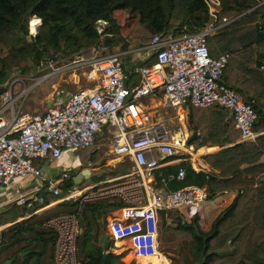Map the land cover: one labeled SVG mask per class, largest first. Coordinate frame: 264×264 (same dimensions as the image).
<instances>
[{
	"label": "trees",
	"instance_id": "obj_1",
	"mask_svg": "<svg viewBox=\"0 0 264 264\" xmlns=\"http://www.w3.org/2000/svg\"><path fill=\"white\" fill-rule=\"evenodd\" d=\"M219 2L217 23L223 18L231 22L209 35L206 47L213 59L228 55L219 83L238 92L252 108L256 114L253 131L260 135L252 142L237 143L239 133L227 110L219 106L187 107L188 129L199 133L194 140L196 148L219 146L221 150L202 157L214 171L206 187L189 164L186 179H194L205 188L207 201L225 191L233 190L237 195L208 232L201 231L198 217L188 224L182 222L178 210L160 212L159 217L164 228H169L170 220L177 229L190 233L192 249L203 255L200 264H264V31L259 25L263 16L258 9L251 10L256 0ZM119 11H127L134 19L129 39L120 34V26L113 17ZM31 20H40L34 36L28 34ZM100 22L106 25L101 32L97 29ZM210 22L204 0H0V95L6 92L5 85L14 71L28 75L49 61L71 62L90 49L101 50L99 56L137 51L148 47L154 35L166 39L195 34ZM154 62L152 53L147 62L131 67L126 74V87L137 86L139 69ZM246 98H251L252 103ZM226 134L229 147L221 144ZM90 159L96 164L101 156ZM43 162L36 160L34 165ZM117 173L113 171L93 180L100 182L106 176L116 177ZM59 188V197L42 189L37 194L43 199L42 204L28 207L13 202L0 214V226L10 224L0 232V264L7 260H12V264H45V257L52 258L54 234L44 223L78 209L76 202L68 201L43 210L64 198L74 184L67 180ZM124 206L117 200L83 205L77 242L82 264H101L104 253L105 264H126L123 254L115 255L98 245L107 231V213ZM26 252L29 253L23 255Z\"/></svg>",
	"mask_w": 264,
	"mask_h": 264
},
{
	"label": "built area",
	"instance_id": "obj_2",
	"mask_svg": "<svg viewBox=\"0 0 264 264\" xmlns=\"http://www.w3.org/2000/svg\"><path fill=\"white\" fill-rule=\"evenodd\" d=\"M204 3L211 22L203 30L176 38L163 39L160 34L154 35L148 47L137 50H150L155 55L154 63L139 69L137 86L128 88L125 85L127 75L123 72L121 57L129 52L88 59L77 57L64 70L93 68L98 80L94 89L76 92L66 101L58 98L44 114L12 116L7 122L0 118V188L22 192L19 179L31 178L38 182L33 190L16 196L13 201L19 205L42 204L43 199L37 196L42 189L59 197L62 193L59 185L70 180L68 173L61 174L59 180L48 178L42 166L36 167L34 161L55 160L64 152H89L96 137L109 125L114 130L113 152L128 156L132 162V171L127 175L82 189L77 188L79 185L66 190L65 197L57 203L76 202L78 209L44 223L54 234L51 264H82L77 242L79 214L85 204L108 200L124 204L119 216L108 221L109 239L127 245L126 252H130L134 260L155 258L165 262L167 259L159 250V213L198 209L207 202L205 188L198 185L165 193L154 189L156 181L163 187L169 182H183L186 178L184 164L196 168L191 159L185 158L191 156L192 149L187 145L188 135H170L162 122L150 120L138 105L141 99L160 93L174 110L219 106L229 112L240 142H252L258 137L253 131L255 112L238 92L219 83L228 55L213 59L206 47V38L231 20L223 18L217 23L219 0H204ZM254 9L264 14V1H257L251 8ZM100 23L105 25V22ZM261 69L264 71V67ZM19 80L22 79L9 85V93ZM13 107L12 101L7 108ZM153 153L166 164H178L175 173H157L160 161L150 157ZM89 176L90 172L87 176L75 175L82 181Z\"/></svg>",
	"mask_w": 264,
	"mask_h": 264
},
{
	"label": "rangeland",
	"instance_id": "obj_3",
	"mask_svg": "<svg viewBox=\"0 0 264 264\" xmlns=\"http://www.w3.org/2000/svg\"><path fill=\"white\" fill-rule=\"evenodd\" d=\"M113 17L116 19L117 24L120 26V34L124 38L129 39L128 37L131 31L132 24L134 23V19L130 18V15L127 11L116 12L114 13ZM31 21L29 22L28 34L30 36H34L38 32L40 20L37 21L36 24L33 26L34 31L32 29ZM105 26L106 25H102L101 23H99L97 29L99 31H102ZM100 51L101 50L90 49L82 53L83 55L81 57L88 59L94 56H99ZM135 53L140 54L138 51H130L129 54L123 55L121 57L122 63L125 60L132 58L131 56ZM71 62H65L60 60L49 61L44 66L28 75H22L17 71H14L11 80L7 83V85H5L6 93H8V96L6 95V93L0 95V118H4L5 122H7V120L10 119L12 116L22 117L25 115L31 116L37 114H44L51 107H49L48 105H54L58 98H64L68 93L73 94L79 91L94 89L98 84V80L93 68L83 67L64 70V68ZM45 75L49 76L47 78H43ZM75 75L78 76L79 80L78 88L72 85L73 77ZM18 78L22 80H19V83L14 84L11 93H9V85ZM23 90L25 91L23 92ZM12 101L14 102V107L7 108V106L11 104ZM139 103L145 107L147 114L154 117V122L161 121L167 127V130L169 131L170 135H178V133L183 130L182 123L186 125V115L181 114V112H177L176 110L166 106L163 100L153 102L150 99L146 98L143 99L142 102L140 101ZM185 127L188 129L187 125ZM113 132V128L109 125L103 129L102 137H100V134L96 137L97 143L93 145L91 155H99L101 156V160L96 164H92V168L94 169L93 178L100 177L102 175H108L111 174L113 171L117 170L113 169V162H111L115 155L113 153L114 147L112 144V140L114 138ZM65 153L68 155V158L69 156L75 157V163L59 165V162L64 161V157L66 155ZM185 158L192 160V155H186ZM88 160L89 158L86 151L77 150L71 152L70 154L69 152H64L62 157L58 158L55 162H53V165L55 167H58V169L53 173L58 176L61 175L63 171H67L69 172L68 174L70 177H75L77 172L87 165ZM193 160H195V167L198 168L200 158H197L193 155ZM118 167L124 169L125 171L129 169L130 172L132 171V168H130L129 163L126 160L116 166V168ZM124 170H120L118 173H124ZM93 178L86 180L81 187L83 188L93 183H98L95 182ZM111 179L115 178L111 176H106V180ZM20 180L22 179H19L18 182H22ZM193 183L199 185L196 180ZM19 194L26 193L24 191L21 192L20 190L19 192H15V190L12 189L9 192H1L0 195L4 196L5 200H10L12 198L14 199ZM13 202L14 201L12 200L8 203L7 206H11ZM61 211L62 210H60V212ZM1 227L5 226H0V228ZM81 228L82 224H80V236ZM1 230L2 229H0V232ZM161 240H168L170 243L168 247L160 248V252L166 257L168 264H191L192 262V264H200L203 261L202 253L196 252L192 249V237L190 233L177 229L175 225H172L169 228H164L163 221L159 217L158 241ZM98 245L103 247L100 242ZM127 247V245H121V243L119 244V242L113 243V248H110L108 252H112L115 255H119L121 252L125 251L124 255H126ZM128 253V258H126L125 261L122 260L126 264H129L131 262H134L136 264H154L149 263V261L145 259L134 260L132 259L130 252ZM78 257L82 258L80 251ZM9 264H12V260H10Z\"/></svg>",
	"mask_w": 264,
	"mask_h": 264
},
{
	"label": "crops",
	"instance_id": "obj_4",
	"mask_svg": "<svg viewBox=\"0 0 264 264\" xmlns=\"http://www.w3.org/2000/svg\"><path fill=\"white\" fill-rule=\"evenodd\" d=\"M257 1H264V0H256ZM259 13L262 14L263 18L262 20L260 21L259 25L260 27L263 29L264 31V14L261 12L260 9H258ZM140 54H133L131 57L132 58H129L128 60H125L123 62V65H122V68H123V72L124 74H127L130 72V68L139 64V63H145L147 62L149 59H150V56L152 54V51L150 50H142V51H138ZM129 57V56H128ZM74 87H77L79 86V80H78V76H74L73 77V84ZM74 94V93H73ZM72 95V93H68L64 98H63V101H66L67 98ZM150 99L151 101L153 102H157L158 100H163L165 105L168 106L166 104V101L165 99L163 98V96L160 94V93H157V94H154V95H150V96H147L143 99ZM143 99H141L140 101L142 102ZM139 101V102H140ZM140 103H138L139 105ZM53 105V104H52ZM52 105H48L49 107L52 106ZM140 107L144 110V112L146 113V109L144 106H142L140 104ZM169 107V106H168ZM177 112H181V114H185L186 115V118L187 116L189 115V112H188V108L187 107H184L182 109H176ZM147 114V113H146ZM149 117H150V120H152L154 122V117H152L151 115L147 114ZM182 116V115H181ZM229 117L230 114H229ZM156 122H161V121H156ZM186 125H187V119H186ZM184 123H182V127H183V130H181L178 135H188V141L190 140V138L192 137L193 133L194 132H191L189 131L185 126H186ZM223 129L224 131H226V123L224 124L223 126ZM235 129V128H234ZM103 131V130H102ZM196 134V133H194ZM199 134V133H198ZM264 134V133H263ZM260 135V134H258ZM199 136V135H198ZM197 136V137H198ZM225 136L228 137V135L226 134ZM224 136V137H225ZM100 137H102V133H100ZM196 138V136H195ZM194 138V140H195ZM194 140L190 143V145H188L189 147H191L192 149H190V152H191V155H192V163L194 164L195 166V160H193V155L196 156L197 158H200V162H199V167L196 168V170H194V168H192L195 172H198L199 170H202L204 172H207L209 173L210 175H212V172H214L212 169H210V167L205 164V162L203 161L202 157L206 156V155H209V154H214V153H217L218 151L221 150V148L219 146H203V147H200V148H196L195 144H194ZM237 143L240 142V140L238 139L236 141ZM97 143V140H95V143ZM194 144V145H193ZM222 144V143H221ZM224 145L225 147H229L231 146L230 142H229V137H228V142L227 144H222ZM114 151V149H113ZM74 152V151H73ZM91 151L89 152H86L87 155H88V163L91 164L90 167H88V163L85 167H83L81 170H79L77 173H82L84 174V172L86 170H88L90 172V176L88 178H86L85 180H83L81 182V186L85 183L86 180L90 179V178H93V168H92V162L90 161L91 159ZM68 153V152H67ZM71 152H69L70 154ZM114 153V152H113ZM66 154V153H65ZM115 154V153H114ZM63 155V153H62ZM61 155V157H62ZM150 157L152 158H155V159H159L158 156L156 154H152ZM70 159V160H69ZM57 159L55 160H49L47 162H43L40 166H42V169H43V173L45 176H47L48 178L50 179H56V180H59L61 175H56L55 173H53L54 171H56L58 169V167H55L53 165V162H55ZM69 160V161H68ZM75 157H72V156H69L68 158V155L66 154L65 157H64V161L63 162H59V165H62V164H70V163H75ZM127 161L129 163V166L130 168H132V162L130 160V158L128 156H125V155H114L113 157V160L111 162H113V169H117L116 171H120V170H124L120 167L116 168L117 165L121 164L123 161ZM160 161V167L158 168L157 170V173H161L163 175H167V174H171V173H175V171L177 170V168L179 167L178 164L176 163H164L163 161ZM57 165V166H59ZM185 167H186V175H187V165L188 164H184ZM191 166V165H190ZM130 170V169H129ZM129 170H124L125 172L124 173H117L116 177H113V178H118V177H121V176H124V175H127L130 173ZM63 173H69L67 171H63L61 174ZM216 173V172H215ZM72 179V182L74 179L76 180H79L77 179L76 177H70ZM70 179V180H71ZM209 179V178H208ZM106 180V179H105ZM103 180V181H105ZM186 180V181H185ZM183 182H169L165 187L161 186L157 181L154 183L153 187L154 189L159 192V193H165L167 191H171V190H176V189H180V188H183V187H186V186H190V185H196L195 183V180L194 179H186ZM22 182H18L19 184V187H21L25 193H28V191H31L33 190L34 188H36L38 186V182L36 180H32L31 178H25V179H22L20 180ZM67 181V180H66ZM102 182V181H100ZM185 182V183H184ZM74 184V183H73ZM93 184H96V183H93ZM91 184V185H93ZM89 185V186H91ZM181 185V186H179ZM79 186L80 188L78 189H82V187ZM89 186H86V187H89ZM75 187V185H74ZM84 188V187H83ZM28 189V190H27ZM27 190V191H26ZM1 192H9L7 189H1L0 188V194ZM237 195V192L236 191H225V192H222L220 194H218L215 198H213L212 200H208L207 202H205L200 208L198 209H193V208H187V209H182V210H178L177 213L181 219L182 222L184 223H190L193 218L195 217H198V225L201 229L202 232H208L211 228V225L212 223L214 222V220L217 218V216L224 210L226 209L231 203L232 201L235 199ZM1 196V195H0ZM16 198V197H15ZM15 198L13 199H10V200H5L4 199V196H1L0 198V214L3 213L9 206L8 203L11 202L12 200H15ZM58 202V201H57ZM57 202L53 203L52 205L44 208L43 210H47L49 208H52L55 204H57ZM42 210V211H43ZM40 211H38L37 213H40ZM119 209H116V210H110L106 217H105V221H106V227H107V224H108V221L113 218V217H116V216H119ZM22 220V219H19V221ZM168 226L171 227L172 226V223L171 221L169 220L168 221ZM5 227H1L0 229L4 230L5 228H7L8 226H10V224H7V225H4ZM108 233V229H107V232ZM109 235V234H108ZM111 241V240H110ZM120 244V243H119ZM169 241L168 240H161L159 241V250L161 247L165 248V247H168L169 246ZM187 246V245H186ZM124 251L121 252L120 254H123L124 255ZM53 254V253H52ZM119 254V255H120ZM128 253L126 252V255H124V257L122 258L123 261H125L126 258H128ZM133 259V258H132ZM45 261V264H50L51 263V256L50 258H47L45 257L43 259ZM149 263H154V264H167L168 261L166 260L164 262V260L161 262V260H155V258H153V260H148Z\"/></svg>",
	"mask_w": 264,
	"mask_h": 264
},
{
	"label": "water",
	"instance_id": "obj_5",
	"mask_svg": "<svg viewBox=\"0 0 264 264\" xmlns=\"http://www.w3.org/2000/svg\"><path fill=\"white\" fill-rule=\"evenodd\" d=\"M246 101H247L248 103H252V99H251V98H246ZM194 138H195V134L193 133V135H192V137L190 138V140L188 141L187 145H190V143L194 140ZM227 142H228V137H227V136H225L224 138H222V140H221V143H222V144H227ZM88 173H89V171L86 170V171L84 172L83 175H84V176H87ZM196 173H197L198 177L202 180V182H203V186L206 187V186H207L208 178H210L211 175H210L209 173H207V172L202 171V170H199V171L196 172ZM81 182H82L81 179H79V180L74 179V180H73V183H74L75 186H79V185L81 184ZM100 244L103 245V248H104L105 250H109V249H110L111 241H110V239H109V235H108V233H105V234L103 235V237H102L101 240H100ZM28 253H29V252H26V253H24L23 255L28 254ZM106 259H107V253H104L103 256H102L101 264H105V263H106ZM9 262H10V261L7 260V261H5L4 264H9Z\"/></svg>",
	"mask_w": 264,
	"mask_h": 264
},
{
	"label": "bare ground",
	"instance_id": "obj_6",
	"mask_svg": "<svg viewBox=\"0 0 264 264\" xmlns=\"http://www.w3.org/2000/svg\"><path fill=\"white\" fill-rule=\"evenodd\" d=\"M36 22H37L36 20H32V21H31L33 31H34V27H33V26L36 24ZM237 132H238V131H237ZM101 133H102V132H101ZM152 260H153V259H152ZM155 260H157V259H155ZM50 264H51V263H50ZM156 264H157V263H156ZM167 264H168V263H167Z\"/></svg>",
	"mask_w": 264,
	"mask_h": 264
}]
</instances>
